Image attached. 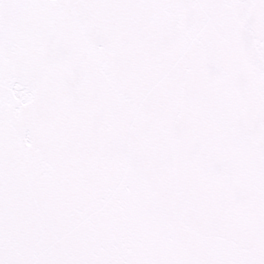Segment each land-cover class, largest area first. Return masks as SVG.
Wrapping results in <instances>:
<instances>
[{
    "label": "snow or ice",
    "instance_id": "6c2138e0",
    "mask_svg": "<svg viewBox=\"0 0 264 264\" xmlns=\"http://www.w3.org/2000/svg\"><path fill=\"white\" fill-rule=\"evenodd\" d=\"M0 264H264V0H0Z\"/></svg>",
    "mask_w": 264,
    "mask_h": 264
}]
</instances>
